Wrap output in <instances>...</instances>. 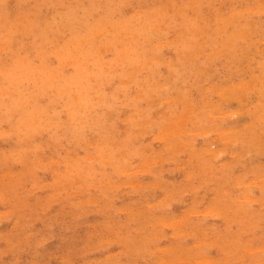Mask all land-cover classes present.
<instances>
[{"label": "rangeland", "instance_id": "374dc122", "mask_svg": "<svg viewBox=\"0 0 264 264\" xmlns=\"http://www.w3.org/2000/svg\"><path fill=\"white\" fill-rule=\"evenodd\" d=\"M55 1L57 2V0H0V58H8L0 62V264H160L157 262L159 260L161 264H180V262L181 264L190 262V264H264V205L261 206L262 203L264 204V103H262L264 102V2L260 0H195V2L194 0H139V2L138 0H58L59 3L64 4H57ZM140 2L141 4H138ZM257 4L259 8L263 6L261 10H258L257 6L252 8ZM66 5L67 7H64ZM223 5L225 10L222 8ZM157 6L158 10L155 9ZM117 10L118 12L115 13ZM200 10L202 11L199 12ZM155 11L160 12L155 13ZM246 11L250 13L249 17ZM142 13L145 16H142ZM86 14L88 15L85 16ZM182 15H184L183 19H181ZM230 15L233 17L231 21ZM204 20H206L205 24H203ZM249 21L253 22L250 24ZM83 23L85 25H82ZM56 27L59 30H56ZM53 28H56V31H53ZM60 28L65 34H62ZM143 28L144 31H141ZM230 28L233 30L231 31ZM253 28L257 31L254 32ZM77 29L79 34H74L78 32ZM214 29L219 31L215 33ZM70 30L72 33H69ZM94 30L98 31L95 33ZM239 30L243 31V37ZM202 32L206 34L200 36ZM238 35L240 36L237 37ZM92 36L96 39L94 37L91 39ZM41 37L43 40L40 39ZM147 39L151 40L147 43ZM80 42L81 49H79ZM156 42L161 44L156 46ZM164 42L167 44H164L165 47ZM229 42L231 45L228 44ZM122 43H125L124 46ZM75 46L78 47L77 50ZM131 46L133 47L130 48ZM125 48L128 55L124 52ZM210 48L216 49L212 54L216 52L219 54H210ZM217 48L220 50L217 51ZM229 48L231 50H228ZM91 50L95 51L92 53ZM181 53L183 57L180 56ZM40 54L43 56H39ZM190 57L192 59H188ZM17 59L22 60L23 64ZM93 59L96 61L94 62ZM25 64L27 66H24ZM189 65L193 66L189 67ZM27 70H31L32 74ZM47 73L51 75L49 78ZM74 78L78 82H75ZM10 80L16 86H11ZM124 81L129 82L123 83ZM248 83L251 85L249 86ZM124 84L127 86H122ZM210 85L211 89L207 87ZM231 85L236 87L232 88ZM225 87L231 92L224 91ZM243 87L247 89L243 90L245 89ZM220 89L221 91H218ZM39 91L43 94L41 95ZM228 93L241 97L236 98L235 95L233 97ZM22 96L26 98L23 99ZM27 98L30 102H27ZM157 100L160 102L157 103ZM26 102L36 105L28 104V106ZM147 102L152 103L149 105ZM42 106L43 110H41ZM259 113L262 115L256 118ZM179 125L180 131L186 128L189 130L187 134H185L186 130L182 131L183 133L178 132ZM236 128L239 129L235 130ZM161 129L165 132V135L162 134L164 137L161 135L163 132ZM165 130L169 132L166 134ZM222 132L226 134L222 135ZM230 144L233 146L231 147ZM207 149L209 150L204 151ZM220 151L224 152L221 154ZM239 151L241 153H238ZM242 155L245 158H240ZM219 162L224 163L219 164ZM128 170L130 172H127ZM203 180L204 182H201ZM254 197H257L256 200ZM208 208L210 215L207 214ZM204 209L206 212L201 213L200 211ZM194 210H198V214ZM186 213L190 215L187 216ZM202 218L204 220H201ZM168 219L177 221L178 225ZM160 220L163 224H160ZM171 225H175L174 228ZM172 259L175 261L173 262ZM208 259L213 260L207 261Z\"/></svg>", "mask_w": 264, "mask_h": 264}, {"label": "bare ground", "instance_id": "6f19581e", "mask_svg": "<svg viewBox=\"0 0 264 264\" xmlns=\"http://www.w3.org/2000/svg\"><path fill=\"white\" fill-rule=\"evenodd\" d=\"M45 1H47V0H45ZM79 1H80V0H79ZM97 1H98V0H97ZM124 1H125V0H124ZM146 1H147V0H146ZM146 1H144V2H146ZM154 1H155V0H154ZM164 1H165V0H164ZM164 1H163V2H164ZM173 1H174V0H173ZM189 1H190V0H189ZM229 1H230V0H229ZM245 1H246V0H245ZM43 2H44V1H43ZM55 2H56V1H55ZM99 2H100V1H99ZM99 2H98V3H99ZM115 2H116V1H115ZM138 2H139V0H138ZM166 2H167V1H166ZM185 2H186V1H185ZM194 2H195V0H194ZM197 2H199V1H197ZM223 2H224V1H223ZM260 2L263 3L264 0H263V1L260 0ZM260 2H259V5H260ZM56 3H57V4L59 3L58 0H57ZM56 3H55V4H56ZM60 3H61V2H60ZM60 3H59V4H60ZM62 3H63V2H62ZM62 3H61V4H62ZM83 3H84V2H83ZM110 3H111V2H110ZM127 3H128V1H127ZM127 3H125V4H127ZM170 3H172V2H170ZM176 3H177V1H176ZM235 3H236V2H235ZM45 4H46V3H45ZM52 4H53V3H52ZM52 4H51V5H52ZM63 4H64V3H63ZM93 4H94V3H93ZM108 4H109V3H108ZM108 4H107V5H108ZM122 4H124V2H123ZM138 4H141V2L138 3ZM164 4H165V3H164ZM177 4H178V3H177ZM193 4H194V3H193ZM200 4H201V3H200ZM208 4H209V3H208ZM208 4H206V6H208ZM221 4H222V3H220V5H221ZM46 5H47V4H46ZM51 5H50V6H51ZM111 5H112V4H111ZM113 5H114V4H113ZM158 5H159V4H158ZM171 5H172V4H171ZM198 5H199V4H198ZM236 5H237V4H236ZM53 6L55 7V5H53ZM56 6H57V5H56ZM101 6H102V5H101ZM101 6H99V7H101ZM159 6H160V9L163 10V8H161V5H159ZM223 6H224V5H223ZM223 6H222L223 10H225L226 8H225V6H224V7H223ZM228 6H229V5H228ZM244 6H245V5H244ZM255 6H257V8H259V7H258V4H257V5H254L252 8H254ZM263 6H264V3H263ZM263 6H262V7H263ZM64 7H67V5L64 6ZM97 7H98V5H97ZM182 7H183V6H182ZM217 7H218V6H217ZM220 7H221V6H220ZM232 7H233V5H232ZM246 7H247V6H246ZM262 7H261V8H262ZM88 8H89V7H88ZM88 8H87V9H88ZM92 8H93V7H92ZM101 8H102V7H101ZM112 8H113V7H112ZM120 8H121V7H120ZM151 8H152V7H151ZM151 8H150V9H151ZM192 8H193V7H192ZM198 8H200V7H198ZM224 8H225V9H224ZM241 8H243V6H242ZM249 8H250V6H249ZM249 8H245V10H247V9L249 10ZM252 8H250V9H252ZM261 8H259L258 10H261ZM93 9H94V8H93ZM105 9H106V8H105ZM124 9H125V8H124ZM155 9L158 10V9H159L158 6L155 7ZM183 9H184V8H183ZM194 9H195V8H194ZM220 9H221V8H220ZM48 10H49V9H48ZM53 10H54V9H53ZM60 10H62V9H60ZM72 10H73V9H72ZM84 10H86V9H84ZM84 10H83V11H84ZM108 10H109V9H108ZM118 10H120V9H118ZM118 10H117L115 13H117ZM135 10L137 11V9H135ZM138 10H139V9H138ZM146 10H147V9H146ZM151 10H152V9H151ZM151 10L148 9L147 11L150 12ZM162 10H161V11H162ZM172 10H173V9H172ZM191 10H192V9H191ZM216 10H217V9H216ZM234 10H235V8H234ZM262 10H263V9H262ZM64 11H65V10H64ZM86 11H88V10H86ZM89 11H90V10H89ZM97 11H98V10H97ZM147 11H146V12H147ZM168 11H169V10H168ZM170 11H171V10H170ZM175 11H176V10H175ZM177 11H178V8H177ZM177 11H176V12H177ZM193 11H194V10H193ZM195 11H196V10H195ZM201 11H202V10H200L199 12H201ZM220 11H221V10H220ZM228 11H229V10H228ZM251 11H253V10H251ZM251 11H249V12H251ZM263 11H264V10H263ZM58 12H59V11H58V9H57V13H58ZM60 12H61V11H60ZM91 12H92V11H91ZM110 12H111V11H110ZM142 12H143V11H142ZM149 12H148V13H149ZM156 12L158 13V12H160V11H155V13H156ZM163 12L165 13V11H163ZM163 12H161V13H163ZM172 12H173V11H172ZM176 12H175V13H176ZM185 12H186V11H185ZM187 12H188V11H187ZM218 12H219V10H218ZM231 12H232V11H231ZM246 12H247V16H248V14H250V13H248V11H246ZM246 12H245V13H246ZM53 13H54V12H53ZM53 13H52V14H53ZM69 13H70V12H69ZM75 13H76V12L74 11V14H75ZM85 13H86V12H84V14H85ZM108 13H109V12H108ZM111 13H112V12H111ZM143 13H144V12H143ZM143 13L141 14L142 16L144 15ZM153 13H154V12H153ZM167 13H168V12H167ZM195 13H196V12H195ZM195 13H194V14H195ZM234 13H236V12H234ZM237 13H239V12H237ZM237 13H236V14H237ZM243 13H244V11H243ZM254 13H255V12H254ZM38 14H39V13H38ZM54 14H56V13H54ZM106 14H107V11H106ZM109 14H110V13H109ZM135 14H136V13H135ZM149 14H150V13H149ZM181 14H182V13H181ZM183 14H184V13H183ZM190 14H191V13H190ZM218 14H219V13H218ZM218 14H217V15H218ZM232 14H233V13H232ZM232 14H231V15H232ZM240 14H242V13H240ZM251 14L253 15L252 12H251ZM259 14H260V13H259ZM87 15H88V14H86L85 16H87ZM112 15H113V14H112ZM150 15H151V14H150ZM150 15H148V16H150ZM168 15H169V14H168ZM222 15H224V14H222ZM222 15H220V16H222ZM231 15H230V16H231ZM238 15H239V14H238ZM238 15H237V16H238ZM242 15H243V14H242ZM244 15H245V14H244ZM69 16L71 17V15H69ZM105 16H106V15H105ZM108 16L110 17V15H108ZM144 16H145V15H144ZM171 16H172V15H171ZM183 16H184V15H182L181 19L184 18ZM186 16H187V15H186ZM186 16H185V17H186ZM220 16H219V17H220ZM227 16H228V14H227ZM237 16H236V18H237ZM36 17H37V16H36ZM45 17H46V16H45ZM53 17L55 18L56 16H53ZM72 17H73V16H72ZM72 17H71V18H72ZM83 17H84V16H83ZM116 17H117V16H116ZM116 17H115V18H116ZM131 17H132V16H131ZM164 17H165V16H164ZM177 17H178V16H177ZM191 17H192V16H191ZM196 17H197V16H196ZM212 17H213V16H212ZM219 17H218V18H219ZM231 17H232V16H231ZM231 17H230V21H231V19H233V17H232V18H231ZM239 17H241V15H240ZM242 17H244V16H242ZM248 17H249V16H248ZM248 17H246V18H248ZM118 18H119V17H118ZM169 18H170V17H169ZM186 18H187V17H186ZM215 18H216V17H215ZM215 18H214V19H215ZM224 18H225V17H223V19H224ZM251 18H252V17H251ZM42 19H43V18H42ZM44 19H46V18H44ZM50 19H51V18H50ZM75 19H77V18H75ZM75 19H74V20H75ZM98 19H99V18H98ZM116 19H117V18H116ZM188 19H189V17H188ZM203 19H204V18H203ZM242 19H243V18H242ZM242 19H241V20H242ZM0 20H1V19H0ZM12 20H13V19H12ZM37 20H38V19H37ZM48 20H49V19H48ZM61 20H62V19H61ZM64 20H65V17H64ZM71 20H72V19H71ZM74 20H73V21H74ZM102 20H103V19H101V21H102ZM118 20H119V19H118ZM125 20H126V19H125ZM127 20H128V19H127ZM130 20H131V18H130ZM133 20L135 21V19H133ZM136 20H137V17H136ZM171 20H172V18H171ZM196 20H197V19H196ZM201 20H202V19H201ZM227 20H228V18H227ZM235 20H236V19H235ZM38 21H40V20H38ZM53 21L55 22V20H53ZM66 21H67V19H66ZM91 21H92V20H91ZM91 21H90V22H91ZM103 21H104V20H103ZM121 21H122V20H121ZM121 21H120V22H121ZM134 21H131V22H134ZM150 21H153V20H150ZM189 21H190V20H189ZM199 21H200V20H199ZM199 21H198V22H199ZM205 21H206V20H204V23H203V24L206 23ZM215 21H216V20H215ZM215 21H214V22H215ZM217 21H218V20H217ZM230 21H228V22H230ZM236 21H237V20H236ZM95 22L97 23V20H96ZM124 22H125V21H124ZM124 22H122V23H123V24H127V23H128V22H126V23H124ZM131 22H130V23H131ZM179 22H180V21H179ZM181 22H183V20H182ZM181 22H180V23H181ZM211 22H212V21H211ZM218 22H219V21H218ZM244 22H245V21H244ZM252 22H253V21H252ZM252 22H251V23H252ZM254 22H255V21H254ZM41 23H42V21H41ZM47 23H50V22H47ZM51 23H52V22H51ZM110 23H111V22H110ZM110 23H108V24H110ZM137 23H138V22H137ZM151 23H153V22H151ZM164 23H165V20H164L163 24H164ZM194 23H195V22H194ZM196 23H197V22H196ZM215 23H216V22H215ZM222 23H223V21H222ZM222 23H221V24H222ZM232 23H233V21L230 23V25H231ZM239 23H240V21H239ZM245 23H246V22H245ZM248 23H250V21H249ZM251 23H250V24H251ZM45 24H46V22H45ZM45 24H44V25H45ZM86 24H88V23H86ZM89 24H90V23H89ZM120 24H121V23H120ZM123 24H122V25H123ZM163 24H161V26H162ZM186 24H187V22H186ZM191 24H192V22H191ZM197 24H198V23H197ZM201 24H202V23H201ZM201 24H200V25H201ZM234 24H235V21H234ZM243 24H244V23H243ZM36 25H37V24H36ZM40 25H41V24H40ZM44 25H43V26H44ZM80 25H81V24H80ZM80 25H78V26H80ZM82 25H85V24L83 23ZM102 25H103V24H102ZM155 25H156V24H155ZM219 25H220V22H219ZM252 25H253V24H252ZM100 26H101V25H100ZM100 26H99V27H100ZM105 26H106V25H105ZM108 26H110V25H108ZM116 26H117V24H116ZM119 26H120V25H119ZM119 26H118V27H119ZM123 26H124V25H123ZM130 26H131V25H130ZM149 26H150V25H149ZM180 26H182V25H180ZM221 26H222V25H221ZM226 26H227V24H226ZM248 26H249V24H248ZM2 27H3V26H2ZM99 27H98V28H99ZM103 27H104V26H103ZM103 27H102V28H103ZM111 27H112V25H111ZM113 27H115V26L113 25ZM126 27H127V26H126ZM162 27H164V29H165V26H162ZM173 27L175 28V26H173ZM183 27H184V26H183ZM189 27L191 28V26H189ZM193 27H194V26H193ZM196 27H197V26H196ZM219 27H220V26H219ZM228 27H229V26H228ZM233 27H234V26H233ZM233 27H232V28H233ZM251 27H254V26H251ZM251 27H250V28H251ZM256 27H257V26H256ZM26 28H27V27H26ZM29 28H30V27H29ZM29 28H28V29H29ZM33 28H34V26H33ZM40 28H41V27H40ZM50 28H51V27H50ZM56 28H57V27H56ZM56 28H55V29H56ZM87 28H89V25H88ZM146 28H147V27H146ZM146 28H145V29H146ZM174 28H173V29H174ZM197 28H198V27H197ZM197 28H194V29H197ZM201 28H202V26H201ZM223 28H225V27H223ZM232 28H230L231 31L233 30ZM250 28H249V29H250ZM28 29H27V30H28ZM31 29H32V28H31ZM31 29H30V30H31ZM55 29L53 28V31L59 30L58 28H57L56 30H55ZM95 29H97V28H95ZM104 29H105V27H104ZM114 29H115V28H114ZM114 29H113V30H114ZM122 29H124V28H122ZM155 29H156V28H155ZM157 29H158V28H157ZM182 29H183V28H182ZM182 29H181V30H182ZM205 29H206V28H205ZM205 29H204V30H205ZM226 29L229 30V28H227V27H226ZM226 29H225V30H226ZM46 30H47V29H46ZM60 30L62 31V34H63L64 31L62 30V28H60ZM72 30H73V29H72ZM80 30H81V29H80ZM85 30H87L86 27H85ZM105 30H106V29H105ZM108 30H109V29H108ZM108 30H107V31H108ZM115 30H118V28L115 29ZM115 30H114V32H115ZM120 30H121V29H120ZM120 30H118V31H120ZM128 30H129V29H128ZM150 30H151V29H150ZM201 30H202V29H201ZM204 30H203V31H204ZM210 30H211V29H210ZM214 30H215V29H214ZM217 30H218V29H217ZM217 30H215V33H217ZM245 30H247V29H245ZM252 30L254 31V28H253ZM61 31H59V32L61 33ZM77 31H78V29H77ZM89 31H91V29H89ZM94 31H95V30H94ZM97 31H98V30H97ZM97 31H95V33H96ZM110 31H111V28H110ZM118 31H117V32H118ZM141 31H144V28H143V30H141ZM155 31H156V30H155ZM167 31H168V29H167ZM182 31H183V30H182ZM189 31H190V30H188V32H189ZM199 31H200V30H199ZM205 31H206V30H205ZM218 31H219V30H218ZM222 31H223V30H222ZM239 31H240V30H239ZM239 31L236 32V33L238 34ZM247 31H248V30H247ZM255 31H257V30H255ZM255 31H254V32H255ZM33 32H34V29H33ZM37 32H38V31H36V33H37ZM70 32H71V30L69 31V33H70ZM111 32H113V31H111ZM117 32H116V34H117ZM152 32H153V31H152ZM156 32H157V31H156ZM172 32H173V31H172ZM185 32H186V31H185ZM197 32H198V31H197ZM212 32H213V31H212ZM220 32H221V31H220ZM241 32H242V33H241ZM244 32H246V31H244ZM248 32H249V31H248ZM248 32H246V33H248ZM250 32H251V31H250ZM34 33H35V32H34ZM42 33H44V32H42ZM45 33H46V32H45ZM47 33H48V30H47ZM47 33H46V34H47ZM53 33H54V32H53ZM66 33H67V32H66ZM71 33H72V32H71ZM100 33H101V31H100ZM105 33H106V32H105ZM125 33H126V32H125ZM145 33H146V32H145ZM148 33H149V32H148ZM150 33H151V32H150ZM175 33H176V32H175ZM181 33H182V32H181ZM199 33H200V32H199ZM218 33H219V32H218ZM226 33H227V31H226ZM232 33H233V32H232ZM240 33H241V36L243 37V35H242V34H243V31H240ZM246 33H245V34H246ZM2 34H3V33H2ZM29 34H30V31H29ZM46 34H45V35H46ZM64 34H65V33H64ZM74 34H79V31H78L77 33H74ZM91 34H92V32L90 33V35H91ZM127 34H128V33H127ZM130 34H131V32H130ZM139 34H140V32H139ZM159 34H161V33H159ZM170 34H171V33H170ZM182 34H183V33H182ZM189 34H190V33H189ZM195 34H196V33H195ZM195 34H194V35H195ZM200 34H201V33H200ZM203 34H206V33H205V32H202V35H200V36H204ZM248 34H249V33H248ZM18 35H19V34H18ZM30 35H31V34H30ZM37 35H38V33H37ZM57 35H59V34H57ZM60 35H61V34H60ZM60 35H59V36H60ZM90 35H89V36H90ZM96 35H97V34H96ZM133 35H135V34H133ZM133 35H132V36H133ZM147 35H148V34H147ZM155 35H156V34H155ZM178 35H179V34H178ZM215 35H216V34H215ZM222 35H223V34H222ZM35 36H36V35H35ZM35 36H34V37H35ZM74 36H75V35H74ZM76 36H77V35H76ZM78 36H79V35H78ZM81 36H82V35H81ZM98 36H100V35L98 34ZM98 36H97V37H98ZM104 36H105V34H104ZM159 36H160V35H159ZM159 36H157V37H159ZM175 36H176V35H175ZM182 36H183V35H182ZM197 36H198V35H197ZM216 36H217V35H216ZM218 36H219V34H218ZM239 36H240V35H238L237 37H239ZM246 36H247V34H246ZM246 36H244V37H246ZM8 37H9V36H8ZM16 37H19V36H16ZM16 37H14L15 40H16ZM23 37H24V36H23ZM61 37H63V36H61ZM86 37H87V36H86ZM93 37H94V36H92L91 39H93ZM105 37H106V36H105ZM109 37H111V35H110ZM126 37H127V36H126ZM126 37H125V38H126ZM153 37H155V36H153ZM189 37H190V36H189ZM189 37H188V38H189ZM229 37H231V36H229ZM234 37H235V34H234ZM14 38H13V40H14ZM25 38H26V37H25ZM27 38H28V36H27ZM27 38H26V39H27ZM35 38H36V37H35ZM37 38H38V37H37ZM83 38H84V37H83ZM100 38H102V37H100ZM135 38H136V37H135ZM143 38H144V36H143ZM151 38H152V37H151ZM179 38H181V37H179ZM193 38H194V37H193ZM193 38H192V39H193ZM197 38H198V37H197ZM225 38L227 39V37H225ZM232 38H233V34H232ZM232 38H231V39H232ZM246 38L248 39V37H246ZM40 39L43 40L42 37H41ZM53 39L55 40V38H53ZM56 39H57V42H59L57 36H56ZM59 39H60V38H59ZM94 39H96V38L94 37ZM102 39H103V38H102ZM116 39H118V37H116ZM132 39H134V38L132 37ZM172 39H174V37H173ZM185 39H186V36H185ZM192 39H191V40H192ZM202 39H203V38H202ZM202 39H201V40H202ZM238 39H239V38H238ZM13 40L11 39V41H13ZM18 40H20V39H18ZM24 40H25V39H24ZM28 40H29V39H28ZM35 40H36V39H35ZM60 40H61V39H60ZM66 40H67V39H66ZM73 40H74V37H73ZM77 40H78V39H77ZM88 40H89V39H88ZM136 40H137V39H136ZM142 40H144V39H142ZM148 40L150 41L151 39H147V43H148ZM170 40H171V39H170ZM177 40H178V39H177ZM194 40H195V39H194ZM197 40H198V39H197ZM207 40H208V39H207ZM233 40H234V39H233ZM236 40H237V39H236ZM263 40H264V39H263ZM20 41H21V40H20ZM22 41H23V38H22ZM50 41H51V40H50ZM78 41H81V40L79 39ZM93 41H94V40H93ZM119 41H120V40H119ZM133 41H134V40H133ZM137 41H138V40H137ZM140 41H141V40H140ZM140 41H139V42H140ZM203 41H204V40H203ZM203 41H201V42H203ZM227 41H228V39H227ZM251 41H252V40H251ZM256 41H257V40H256ZM258 41H259V40H258ZM261 41H262V40H261ZM37 42H38V41H37ZM62 42H63V41H62ZM81 42H83V40H82ZM81 42L79 43V44H80V46H79L80 48H79V49H81ZM87 42H88V41H87ZM121 42H122V41H121ZM172 42H174V40H173ZM204 42H205V41H204ZM206 42H207V41H206ZM224 42H226V40H225ZM231 42H232V41H231ZM235 42H236V41H235ZM252 42H253V41H252ZM263 42H264V41H263ZM8 43H9V42H8ZM18 43H19V41H18ZM18 43H17V44H18ZM22 43H23V42H22ZM55 43H56V42H55ZM72 43H73V42H72ZM72 43H70V44H72ZM74 43H75V42H74ZM89 43H90V41H89ZM91 43H92V42H91ZM93 43H94V42H93ZM107 43H108V42H107ZM107 43H106V44H107ZM115 43H116V42H115ZM115 43H114V44H115ZM133 43H134V42H133ZM135 43L137 44L136 41H135ZM153 43H154V42H153ZM175 43H176V42H175ZM177 43H178V42H177ZM192 43H193V42H192ZM232 43H233V42H232ZM255 43H256V42H255ZM9 44H10V43H9ZM30 44H31V43H30ZM75 44L77 45V43H75ZM75 44H73V45H75ZM84 44H85V43H84ZM119 44H120V42L118 43V45H119ZM124 44H125V43H122L123 46H124ZM157 44L160 45L161 42H160V44L156 42L155 45L158 46ZM164 44H166V42L163 43V46H164ZM168 44H170V43H168ZM196 44H197V43H196ZM201 44H203V43H201ZM204 44H205V43H204ZM228 44L231 45L230 42H229ZM228 44H227V45H228ZM235 44H237V43H235ZM235 44H234V45H235ZM10 45H11V44H10ZM56 45H57V43H56ZM82 45H83V44H82ZM91 45H93V44H91ZM91 45H90V46H91ZM108 45H109V44H108ZM122 45H121V47L123 48ZM130 45H131V44H130ZM142 45H143V44H142ZM142 45H141V46H142ZM155 45H154V46H155ZM166 45H167V44H166ZM177 45H179V43H178ZM186 45H188V43H186ZM234 45H233V46H234ZM5 46H6V45H5ZM21 46H22V45H21ZM38 46H39V45H38ZM67 46H68V45H66V47H67ZM84 46L86 47V45H84ZM87 46H89V45H87ZM101 46H102V45H101ZM134 46H136V45H134ZM174 46H175V45H174ZM204 46H205V45H204ZM233 46H232V47H233ZM235 46H236V45H235ZM22 47H23V46H22ZM22 47H21L20 49H22ZM30 47H31V46H30ZM30 47H29V48H30ZM41 47H42V46H41ZM73 47H74V46H73ZM75 47H76V46H75ZM115 47H116V46H115ZM132 47H133V46H131L130 48H132ZM150 47H151V46H150ZM164 47H165V46H164ZM166 47H168V46H166ZM177 47H178V46H177ZM189 47H191V45H190ZM228 47H229V46H228ZM32 48H33V47H32ZM34 48H35V47H34ZM44 48H46V47H44ZM70 48H72V47H70ZM77 48H78V47H76V50H77ZM105 48H106V47H105ZM108 48H109V47H108ZM108 48H107V49H108ZM110 48H111V46H110ZM117 48H118V47H117ZM126 48H127V47H126ZM126 48L124 49V52L126 51ZM137 48H138V46H137ZM156 48H157V47H156ZM158 48H161V47H158ZM178 48H179V47H178ZM200 48H201V47H200ZM230 48H231V46H230ZM230 48H229L228 50H231ZM233 48H234V47H233ZM237 48H238V46H237ZM240 48H241V47H240ZM260 48H261V47H260ZM13 49L15 50V47H13ZM13 49H12V52H13ZM82 49H83V48H82ZM86 49H87V48H86ZM96 49H98V48H96ZM101 49H102V48H101ZM103 49H104V47H103ZM133 49H134V48H133ZM138 49H140V47H139ZM143 49H144V48H143ZM153 49H154V47H153ZM202 49H203V48H202ZM202 49H201V50H202ZM217 49H218V48H217ZM16 50H18V49L16 48ZM28 50H29V49H28ZM32 50H33V49H32ZM110 50H111V49H110ZM127 50H128V48H127ZM129 50H130V49H129ZM135 50H136V49H135ZM149 50H151V49H149ZM155 50H158V49H155ZM181 50H182V49H181ZM181 50H180V52H181ZM208 50H209V49H208ZM210 50H211V48H210ZM215 50H216V49H215ZM215 50L212 49L211 52H210V54H212V51L214 52ZM219 50H220V49H218L217 51H219ZM228 50H227V51H228ZM233 50H234V49H233ZM238 50H239V49H238ZM260 50H262V49H260ZM33 51H34V50H33ZM33 51H32V52H33ZM85 51H86V50H85ZM91 51H92V50H91ZM94 51H95V50H93L92 53H93ZM112 51H113V50H112ZM116 51H117V50H116ZM147 51H148V50H147ZM16 52H17V51H16ZM19 52H20V51H19ZM28 52H29V51H28ZM30 52H31V51H30ZM44 52H46V51H44ZM63 52H64V51H63ZM80 52H82V50H81ZM105 52H106V51H105ZM105 52H104V53H105ZM108 52H109V51H108ZM108 52H107V53H108ZM124 52H123V53H124ZM197 52H198V51H197ZM197 52H196V53H197ZM204 52H205V51H204ZM206 52H207V51H206ZM208 52H209V51H208ZM222 52H223V51H222ZM222 52H221V53H222ZM231 52H232V51H231ZM231 52H229V53H231ZM262 52H263V50H262ZM262 52H261V54H262ZM40 53H41V52H40ZM52 53H53V52H52ZM64 53H65V52H64ZM98 53H99V51H97V54H98ZM127 53H128V51L125 52V54H127ZM132 53H133V52H132ZM150 53H151V52H150ZM183 53L185 54V52H183ZM189 53H190V52H189ZM191 53H192V52H191ZM200 53H201V52H200ZM232 53H233V52H232ZM245 53H246V52H245ZM58 54H59V53H58ZM97 54H95V55H97ZM111 54H112V53H111ZM125 54H124V55H125ZM134 54H135V53H134ZM134 54H133V55H134ZM137 54H138V53H137ZM144 54H145V53H144ZM207 54H209V53H207ZM218 54H219V53H218ZM218 54H217V52H216V54H212V55H218ZM251 54H252V53H250V55H251ZM28 55H29V54H28ZM53 55H54V54H53ZM98 55H99V54H98ZM121 55H122V53H121ZM127 55H128V54H127ZM190 55H191V54H190ZM241 55H242V54H241ZM246 55H247V54H246ZM5 56H6V55H5ZM39 56L42 57L43 55L40 54ZM44 56H45V55H44ZM46 56H47V55H46ZM85 56H86V55H85ZM93 56H94V55H93ZM131 56H132V55H131ZM137 56H141V55H137ZM180 56H182V53H181ZM183 56H184V55H183ZM183 56H182V57H183ZM188 56H189V54H188ZM193 56H194V53H193V55H192V58H193ZM196 56H197V54H196ZM208 56H209V55H208ZM2 57H3V56H2ZM25 57L27 58V56H25ZM50 57H52V56H50ZM118 57H119V56H118ZM132 57H134V56H132ZM154 57H155V56H154ZM158 57H159V56H158ZM213 57H214V56H213ZM33 58H34V57H33ZM90 58H91V57H89V60H90ZM95 58H96V56H95ZM98 58H99V57H98ZM116 58H117V57H116ZM123 58H124V57H123ZM130 58H131V57H130ZM140 58H141V57H140ZM151 58H153V57H151ZM192 58L190 57V58H188V59H192ZM194 58H195V57H194ZM245 58H246V57H245ZM249 58H250V57H249ZM34 59H35V58H34ZM117 59H118V58H117ZM133 59H134V58H133ZM154 59H155V58H154ZM159 59H160V57H159ZM186 59H187V58H186ZM205 59H206V58H205ZM210 59H211V58H210ZM242 59H243V58H242ZM38 60H40V59H38ZM84 60H85V59H84ZM86 60H87V59H86ZM89 60H87V61H89ZM93 60H94V59H93ZM121 60H122V59H121ZM146 60H147V59H146ZM169 60H170V59H169ZM11 61H12V60H11ZM17 61H21V62H22V60H18V59H17ZM87 61H86L85 63H87ZM95 61H96V60H94V62H95ZM97 61H98V60H97ZM103 61H104V60H103ZM136 61H137V60H136ZM148 61H149V58H148ZM170 61H171V60H170ZM179 61H180V60H179ZM191 61H192V60H191ZM191 61H190V62H191ZM212 61H214V60H212ZM212 61H211V62H212ZM28 62H29V61H28ZM90 62H91V60H90ZM144 62H145V61H144ZM151 62H152V61H150V63H151ZM159 62H160V61H159ZM159 62H158V63H159ZM214 62H215V61H214ZM260 62H262V61H260ZM263 62H264V61H263ZM1 63H2V62H1ZM25 63H26V62H25ZM30 63H31V62H30ZM35 63H36V62H35ZM35 63H34V65H35ZM79 63H80V62H79ZM83 63H84V62H83ZM116 63H117V62H116ZM118 63H121V62H118ZM123 63H124V60H123ZM148 63H149V62H148ZM148 63H147V64H148ZM169 63H170L169 65L172 66L171 62H169ZM177 63H178V62H177ZM177 63H176V64H177ZM11 64H12V63H11ZM14 64H15V63H14ZM22 64H23V62H22ZM22 64H21V65H22ZM27 64H28V63H27ZM76 64H78V63L76 62ZM76 64H75V65H76ZM92 64H93V62L91 63V65H92ZM99 64H100V63H99ZM99 64H98V65H99ZM102 64H103V63H102ZM131 64H132V63H131ZM173 64H174V63H173ZM187 64H188V63H187ZM208 64H209V63H208ZM228 64H229V63H228ZM16 65H17V64H16ZM82 65H83V64H82ZM84 65H85V64H84ZM87 65H88V64H87ZM89 65H90V64H89ZM114 65H115V63H114ZM122 65H123V64H122ZM150 65H151V64H150ZM233 65H234V64H233ZM245 65H246V64H245ZM24 66H27V65L25 64ZM29 66H31V65H29ZM29 66H28V67H29ZM36 66H38V65H36ZM39 66H40V61H39ZM77 66L79 67V65H77ZM95 66H96V64H95ZM148 66H149V65H148ZM159 66H160V65H159ZM167 66H168V62H167ZM190 66H193V65H189V67H190ZM33 67H34V66H33ZM75 67H76V66H75ZM99 67H101V65H100ZM122 67H123V66H122ZM145 67H146V66H145ZM245 67H246V66H245ZM245 67H244V70H246ZM30 68H32V67H30ZM34 68H35V67H34ZM36 68H37V70H39L38 67H36ZM44 68H45V67H44ZM117 68H118V67H117ZM117 68H116V70H117ZM205 68H206V67H205ZM212 68H213V67H212ZM242 68H243V67H242ZM5 69H6V68H5ZM25 69H27V68H25ZM28 69H29V68H28ZM45 69H46V68H45ZM45 69H44V70H45ZM135 69H136V68H135ZM158 69H159V68H158ZM201 69H202V68H201ZM203 69H204V68H203ZM13 70H14V69H13ZM31 70H32V69H31ZM31 70H30V71H31ZM41 70H42V68H41ZM41 70H40V71H41ZM100 70H101V69H100ZM114 70H115V69H113V71H114ZM138 70L141 71L142 69H138ZM195 70H196V69H195ZM198 70H199V68H197V72H199ZM204 70H206V69H204ZM251 70H252V69H251ZM17 71H18V70H17ZM19 71H20V70H19ZM27 71H29V70H27ZM27 71H26V72H27ZM30 71H29V72H30ZM47 71H48V70H47ZM95 71H96V69H95ZM129 71H131V70H129ZM139 71H137V72L139 73ZM183 71H184V70H183ZM201 71H203V70H201ZM1 72H2V71H1ZM11 72H12V70H11ZM24 72H25V71H24ZM33 72H34V69H33ZM43 72H44V71H43ZM89 72H90V71H89ZM91 72H93V71H91ZM96 72H97V71H96ZM137 72H134V73L137 74ZM216 72H217V71H216ZM3 73H4V72H3ZM30 73L32 74V72H30ZM38 73H40V72H38ZM99 73H100V72H99ZM149 73H150V72H149ZM149 73H148L147 75H149ZM179 73H180V72H179ZM15 74H16V73H15ZM45 74H46V72L44 73V75H45ZM47 74H48V73H47ZM96 74H97V73H96ZM121 74H122V73H121ZM121 74H120V75H121ZM132 74H133V73H132ZM136 74H135V75H136ZM173 74H174V73H173ZM205 74H207V73H205ZM27 75H29V74H27ZM75 75H76V74H75ZM77 75H78V74H77ZM89 75H90V74H89ZM124 75H125V74H124ZM133 75H134V74H133ZM155 75H156V74H155ZM155 75H154V76H155ZM157 75H158V74H157ZM182 75H183V74H182ZM203 75H204V74H203ZM19 76H20V75H19ZM50 76H51V75H50ZM50 76H49V74H48V78H49ZM98 76H99V75H98ZM101 76H102V75H101ZM101 76H100V77H101ZM131 76H132V75H131ZM151 76H152V75H151ZM171 76H173V75H171ZM260 76H261V75H260ZM262 76H263V75H262ZM7 77H8V76H7ZM16 77H17V76H16ZM95 77H96V76H95ZM134 77H135V76H134ZM252 77H254V76H252ZM255 77H256V76H255ZM255 77H254V78H255ZM257 77H258V76H257ZM263 77H264V76H263ZM14 78H15V77H14ZM18 78H19V77H17V79H18ZM20 78L22 79V77H20ZM43 78H46V77H43ZM77 78H78V77H77ZM258 78H260V77H258ZM11 79H12V76H11ZM15 79H16V78H15ZM17 79H16V80H17ZM29 79H30V78H29ZM40 79L42 80L41 77H40ZM53 79H54V78H53ZM71 79H72V78H71ZM71 79H70V80H71ZM131 79H132V78H131ZM137 79H139V78H137ZM148 79H150V77H149ZM148 79H146V80L148 81ZM202 79H204V78H202ZM210 79H211V78H210ZM212 79H213V78H212ZM251 79H252V78H251ZM256 79H257V78H256ZM256 79H254V80H256ZM18 80H19V79H18ZM32 80H33V79H32ZM34 80H35V79H34ZM49 80H50V79H49ZM68 80H69V79H68ZM74 80H75V82H78V81H76L75 78H74ZM74 80H73L72 82H73L74 85H75ZM114 80H115V79H114ZM133 80H135V79H133ZM146 80L144 79V81H146ZM258 80H259V79H258ZM258 80H257V81H258ZM8 81H9V80H8ZM26 81H27V80H26ZM45 81H46V80H45ZM129 81H130V80H129ZM129 81H126V82L124 81L123 83H127V82H129ZM169 81H170V80H169ZM200 81H201V79H200ZM226 81H227V80H226ZM246 81H247V80H246ZM248 81H250V80H248ZM10 82L12 83V80H10ZM13 82H14V81H13ZM15 82H16V81H15ZM48 82H49V81H48ZM50 82H51V81H50ZM50 82H49V83H50ZM72 82H71V83H72ZM243 82H245V81L243 80ZM8 83H9V82H8ZM11 83H10V85H11ZM22 83H23V82H22ZM26 83H27V82H26ZM39 83H40V82H38V84H39ZM41 83H42V82H41ZM43 83H44V82H43ZM45 83H46V82H45ZM69 83H70V82H69ZM119 83H120V82H119ZM140 83H141V82H140ZM140 83H138V84H140ZM153 83H154V82H153ZM155 83H156V82H155ZM223 83H224V82H223ZM235 83L237 84L238 81L235 82ZM249 83H250V82H249ZM249 83H248V85H249ZM251 83H252V82H251ZM258 83H259V81H258ZM18 84H19V82H18ZM20 84H21V83H20ZM77 84H78V83H77ZM142 84H143V83H142ZM161 84H162V82H161ZM245 84H247V83L245 82ZM263 84H264V82H263ZM13 85H14V84L12 83L11 86H13ZM125 85H126V84H124V85H122V86H125ZM128 85H130V83H129ZM133 85H134V84H133ZM158 85H159V84H158ZM163 85H164V84H163ZM250 85H251V84H250ZM250 85H249V86H250ZM14 86H16V85H14ZM18 86H19V85H18ZM39 86H40V85H39ZM62 86H63V85H62ZM96 86H97V85H96ZM100 86H101V85H100ZM103 86H104V85H103ZM126 86H127V85H126ZM231 86H232V88L234 87L233 85H231ZM49 87H50V86H49ZM205 87H206V86H205ZM207 87L211 89V85H210V87H209V86H207ZM221 87H222V86H221ZM221 87H220V88H221ZM226 87H227V86H226ZM226 87H225V88H226ZM229 87H230V86H228V89H229ZM235 87H236V85H235ZM235 87H234V88H235ZM240 87H241V86H240ZM240 87H239V89H242V88H240ZM23 88H24V86H23ZM26 88H27V87H26ZM39 88H40V87H39ZM41 88H42V87H41ZM119 88H120V86H119ZM149 88H150V87H149ZM154 88H155V87H154ZM154 88H153V89H154ZM163 88H164V86H163ZM214 88H215V87H214ZM214 88H212V89H214ZM237 88H238V87H237ZM243 88H245V87H243ZM7 89H9V88H7ZM20 89H22V87H20ZM37 89H38V88H37ZM70 89H71V88H70ZM138 89H140V88H138ZM188 89H189V88H188ZM221 89H222V88H221ZM221 89L218 90V91H221ZM246 89H247V88H245V89H243V90H246ZM13 90H14V89H13ZM23 90H24V89H23ZM25 90H26V89H25ZM25 90H24V91H25ZM74 90H75V89H74ZM77 90H79V89H77ZM150 90H151V89H150ZM205 90H209V89L205 88ZM59 91H61V90H59ZM64 91H65V90H64ZM68 91H69V89H68ZM68 91H67V93H68ZM136 91H137V90H136ZM142 91H143V90H142ZM224 91H227V88H226V90H224ZM228 91H229V90H228ZM228 91H227V92H228ZM233 91H234V90H233ZM239 91H240V90H239ZM7 92H8V91H7ZM7 92H6V93H7ZM39 92H40V91H39ZM39 92H38V93H39ZM49 92H50V91L48 90V93H49ZM187 92H188V91H187ZM222 92H223V91H222ZM227 92H226V93H227ZM229 92H231V91H229ZM35 93H36V92H35ZM40 93H41V95L43 94V92H40ZM61 93H62V92H61ZM61 93H60V95H61ZM137 93H139V92H137ZM2 94H3V93H2ZM4 94H5V91H4ZM4 94H3V95H4ZM69 94L71 95L72 93H69ZM102 94H103V93H102ZM116 94H117V92H116ZM220 94H221V93H220ZM228 94H229V95H232L233 97H234V95H235V94L233 95V94H230V93H228ZM242 94H243V93H242ZM262 94H263V93H262ZM11 95H12V94H11ZM19 95H20V94H19ZM21 95H22V93H21ZM37 95H38V94H37ZM37 95H36V96H37ZM41 95H40V96H41ZM75 95H76V94H75ZM103 95L105 96V94H103ZM0 96H1V95H0ZM9 96H10V95H9ZM12 96H13V95H12ZM36 96H35V98H36ZM67 96H68V95H67ZM67 96H66V97H67ZM173 96H174V95H173ZM226 96H227V95H226ZM232 96H229V97H232ZM235 96H236V98H237V97H239L240 95H239V96H238V95H235ZM10 97H11V96H10ZM15 97H16V96H15ZM22 97H23V96H22ZM30 97H31V94H30ZM30 97L28 96V98H30ZM32 97H34V96L32 95ZM56 97H58V96H56ZM61 97H62V96H61ZM68 97H71V96H68ZM76 97H77V96H76ZM211 97H212V96H211ZM222 97H223V96H222ZM227 97H228V96H227ZM227 97H226V98H227ZM233 97H232V98H233ZM240 97H241V96H240ZM244 97H245V95H244ZM17 98H18V97H17ZM25 98H26V97H23V99H25ZM28 98H27V100H28L27 102H30V100H29ZM39 98H40V97H39ZM118 98H119V97H118ZM118 98L116 97V99H118ZM166 98H167V97H166ZM181 98H182V97H181ZM223 98H225V96H224ZM30 99H31V98H30ZM32 99H33V98H32ZM66 99H67V98H66ZM77 99H78V98H77ZM147 99H148V98H147ZM154 99H155V98H154ZM169 99H170V97H169ZM171 99H172V96H171ZM175 99H176V97H175ZM243 99H244V98H243ZM33 100H34V99H33ZM53 100H54V98H53ZM93 100H94V99H93ZM93 100H92V101H93ZM151 100H152V98H151ZM151 100H150V101H151ZM165 100H167V99H165ZM234 100H235V98H234ZM239 100H241V99H239ZM239 100H238V101H239ZM244 100H246V99H244ZM19 101H20V100H19ZM152 101H154V100H152ZM160 101H162V99H161ZM160 101L157 100V103L160 102ZM179 101H180V100H179ZM214 101H215V100H214ZM216 101H217V100H216ZM242 101H243V100H242ZM27 102H26V103H27ZM32 102H34V101H32ZM35 102H36V100H35ZM88 102H89V101H88ZM90 102H91V101H90ZM189 102H190V101H189ZM211 102H212V101H211ZM26 103H25V104H26ZM94 103H95V102H94ZM147 103H149V105H150V103H152V102H147ZM147 103H146V104H147ZM154 103H155V102H154ZM154 103H153V104H154ZM262 103H264V102H262ZM15 104H16V103H15ZM20 104H21V103H20ZM22 104L24 105L23 102H22ZM22 104H21V105H22ZM28 104H30V103H27V105H28ZM32 104H34V103H32ZM32 104H30V106H31ZM71 104H72V101H71ZM160 104H161V103H160ZM34 105H36V104H34ZM147 105H148V104H147ZM173 105H174V104H173ZM194 105H195V104H194ZM205 105H206V103H205ZM208 105L210 106V104H208ZM211 105H212V104H211ZM28 106H29V105H28ZM28 106H26V107H28ZM49 106H50V105H49ZM73 106H74V105H73ZM97 106H98V105H97ZM23 107H24V106H23ZM45 107H47V106H45ZM52 107H53V106H52ZM166 107H167V106H166ZM171 107H172V106H171ZM187 107H189V105H188ZM260 107H262V106H260ZM16 108L18 109V107H16ZM20 108H21V107H20ZM29 108H30V107H29ZM31 108H32V107H31ZM33 108H34V106H33ZM54 108H55V107H54ZM95 108H96V107H95ZM14 109H15V108H14ZM17 109H16V110H17ZM47 109H48V108H47ZM74 109H75V108H74ZM74 109H73V110H74ZM185 109H186V108H185ZM187 109H188V108H187ZM258 109H259V108H258ZM258 109H257V111H258ZM18 110H19V109H18ZM41 110H43V106L41 107ZM109 110H110V108H109ZM238 110H239V109H238ZM242 110H243V109H242ZM263 110H264V109H263ZM29 111H30V109H29ZM31 111H32V110H31ZM45 111H46V110H45ZM151 111H152V109H150V112H151ZM245 111H248V110H245ZM245 111H242V112H245ZM9 112H10V111H9ZM15 112H16V111H15ZM26 112H27V111H26ZM34 112H35V111H34ZM42 112H44V111H42ZM92 112H93V111H92ZM92 112H91V114H92ZM163 112H164V111H163ZM250 112H251V111H250ZM23 113H24V112H22V114H23ZM31 113H32V112H31ZM236 113L238 114V112H236ZM25 114H26V113H25ZM34 114H35V113H34ZM39 114H40V113H39ZM51 114H52V113H51ZM79 114H81V113H79ZM183 114H184V113H183ZM219 114H220V113H219ZM219 114H218V115H219ZM232 114H233V113H232ZM259 114H260V113H259ZM43 115H44V114H43ZM43 115H42V116H43ZM49 115H50V114H49ZM54 115H55V114H54ZM159 115H160V114H159ZM164 115H165V114H164ZM166 115H167V113H166ZM166 115H165V116H166ZM179 115H180V113H179ZM181 115H182V114H181ZM185 115H187V114H185ZM211 115H212V114H211ZM222 115H223V114H222ZM227 115H228V114H227ZM235 115H236V114H235ZM261 115H262V114H260V115L257 114L255 117H256V118H257V117L260 118ZM36 116H38V114H36ZM174 116H175V115H174ZM183 116H184V115H183ZM187 116H188V115H187ZM190 116H191V115H190ZM212 116H213V115H212ZM223 116H224V115H223ZM230 116H232V115H230ZM48 117H49V116H48ZM166 117H167V116H166ZM228 117H229V116H228ZM228 117H227V118H228ZM1 118H2V117H1ZM5 118H6V117H5ZM76 118H77V117H76ZM175 118H176V117H175ZM223 118H225V116H224ZM49 119H50V117H49ZM53 119H55V118L53 117ZM84 119H85V118H84ZM182 119L185 120L186 118H183V117H182ZM4 120H5V119H4ZM134 120H135V119H134ZM215 120H216V119H215ZM255 120H256V119H255ZM255 120H253V121H255ZM262 120H263V119H262ZM25 121H26V120H25ZM25 121H24V122H25ZM85 121H86V119H85ZM130 121H131V120H130ZM172 121H173V120H172ZM174 121H176V120L174 119ZM174 121H173V122H174ZM22 122H23V121H22ZM169 122H171V120H169ZM169 122H168V123H169ZM187 122H189V121H187ZM4 123H5V122H4ZM17 123H18V122H17ZM37 123H38V122H37ZM182 123H183V122H182ZM184 123H185V121H184ZM251 123H252V121H251ZM251 123H249V124L251 125ZM253 123H254V122H253ZM263 123H264V122H263ZM263 123H261V124H263ZM170 124H171V123H170ZM170 124H168V126H170ZM174 124H175V123H174ZM174 124H173V126H174ZM216 124H219V123H216ZM244 124H245V123H244ZM49 125H50V124H49ZM95 125H97V124H95ZM166 125H167V124H166ZM255 125H256V124H255ZM97 126H98V125H97ZM97 126H96V127H97ZM198 126H199V125H198ZM244 126H245V125H244ZM261 126H262V125H261ZM142 127H143V126H142ZM175 127H177V126H175ZM196 127H197V126H196ZM213 127H214V126H213ZM216 127H217V126H216ZM245 127H246V126H245ZM252 127H254V126H252ZM61 128H62V127H61ZM167 128H168V127H167ZM191 128H192V127H191ZM239 128H241V127H239ZM239 128H236L235 130H237V129H239ZM242 128H244V127H242ZM67 129H68V128H67ZM169 129L172 130L173 128L169 127ZM169 129H168V130H169ZM177 129H178V132H179V131H180V130H179V129H180V125H179V127H178ZM186 129H187V128H186ZM186 129H183L182 131L184 132V130H186ZM215 129H216V128H215ZM227 129H230V128H227ZM227 129H225V130H227ZM232 129H233V128H232ZM232 129H231V131H233ZM255 129H256V128H255ZM196 130H197V129H196ZM213 130H214V129H213ZM219 130H221V129H219ZM223 130H224V129H223ZM235 130H234V131H235ZM252 130H253V129H252ZM263 130H264V129H263ZM161 131H163V130L161 129ZM165 131H166V130H165ZM174 131H175V129H174ZM182 131H180V133H183ZM187 131H189V130H186V133H185V134H187ZM190 131H191V130H190ZM200 131H201V130H200ZM204 131H206V130H204ZM211 131H212V130H211ZM231 131H229V132H231ZM243 131H244V130H243ZM250 131H251V130H250ZM42 132H43V131H42ZM163 132H164V131H163ZM163 132L161 133V135H162V134L165 135V132H164V133H163ZM167 132H169V131H166V134H167ZM170 132H171V131H170ZM225 132H226V131H225ZM225 132H224V134H226ZM241 132H242V131H241ZM260 132H261V131H260ZM2 133H4V132H2ZM36 133H37V132H36ZM188 133L191 134L190 132H188ZM192 133H197V132H193V131H192ZM202 133H203V132H202ZM215 133H216V131H215ZM220 133H221V132H219V134H220ZM246 133H248V132H246ZM249 133H251V132H249ZM22 134H23V133H22ZM24 134H25V133H24ZM42 134H43V133H42ZM57 134H58V133H57ZM168 134H169V133H168ZM209 134H210V133H209ZM224 134H223V132H222V135H224ZM254 134H255V133H254ZM19 135H20V134H19ZM68 135H69V134H68ZM158 135H160V134H158ZM182 135H183V134H182ZM220 135H221V134H220ZM220 135H219V136H220ZM238 135H239V134H238ZM22 136H23V135H22ZM32 136H33V135H32ZM61 136H62V135H61ZM156 136H157V134H156ZM162 136H163V135H162ZM162 136H160V137H162ZM207 136H208V135H207ZM233 136H235V135H233ZM233 136H232V137H233ZM255 136H257V135H255ZM34 137H35V136H34ZM36 137H37V136H36ZM41 137H42V136H41ZM154 137H155V136H154ZM163 137H164V136H163ZM168 137H170V136H168ZM171 137H172V133H171ZM171 137H170V138H171ZM176 137H177V136H176ZM193 137H195V134H194ZM197 137H198V136H197ZM215 137H216V136H215ZM260 137H261V135H260ZM7 138H8V137H7ZM9 138H10V137H9ZM26 138H27V137H26ZM216 138H217V137H216ZM228 138H230V137H228ZM255 138H256V137H255ZM255 138H254V139H255ZM261 138H262V137H261ZM22 139H23V137H22ZM140 139H141V138H140ZM163 139H165V138H163ZM219 139H221V137H220ZM225 139H226V138H225ZM234 139H235V138H234ZM252 139H253V138H252ZM259 139H260V138H259ZM30 140H31V139H30ZM153 140H154V139H152V141H153ZM157 140H159V139H157ZM214 140H215V139H214ZM216 140H217V139H216ZM223 140H224V139H223ZM230 140H232V138H231ZM245 140H246V139H245ZM55 141H56V140H55ZM60 141H61V140H60ZM12 142H13V141H12ZM162 142H163V141H162ZM171 142H172V141H171ZM177 142H178V141H177ZM226 142H227V140H226ZM251 142H252V141H251ZM17 143H18V142H17ZM163 143H164V142H163ZM166 143H167V142H166ZM262 143H263V142H262ZM243 144H244V142H243ZM250 144H251V143H250ZM20 145H22V144H20ZM252 145H253V144H252ZM7 146H8V145H7ZM7 146H5V147H7ZM224 146H225V145H224ZM228 146H229V145H228ZM230 146H231V144H230ZM232 146H233V145H232ZM232 146H231V147H232ZM257 146H258V145H257ZM15 147H16V146H15ZM26 147H27V146H26ZM262 147H263V146H262ZM50 148H51V147H50ZM53 148H54V147H53ZM189 148H190V147H189ZM191 148H192V147H191ZM199 148H200V147H199ZM220 148H221V147H220ZM223 148H224V147H223ZM223 148H222V149H223ZM10 149H11V148H10ZM56 149H57V148H56ZM177 149H178V148H177ZM7 150H8V148H7ZM190 150H191V149H190ZM208 150H209V149L204 150V151H208ZM2 151H3V150H2ZM55 151H56V150H55ZM72 151H73V150H72ZM167 151H168V150H167ZM179 151H180V149H179ZM191 151H192V150H191ZM210 151H213V150L210 149ZM224 151H225V150H224ZM224 151H220L221 154H222V152H224ZM257 151H258V150H257ZM3 152H4V151H3ZM216 152H217V151H216ZM6 153H7V152H6ZM6 153H5V154H6ZM48 153H49V152H48ZM206 153H207V152H206ZM233 153H234V152H233ZM238 153H241V152L239 151ZM1 154H2V153H1ZM29 154H30V153H29ZM50 154H51V153H50ZM229 154H230V153H229ZM231 154H232V153H231ZM239 155H240V154H239ZM243 155L245 156V155H247V154H243ZM243 155H242V157H240V158H245V157H243ZM248 155H249V152H248ZM7 156H8V154H7ZM71 156H72V155H71ZM73 156H74V155H73ZM20 157H22V156H20ZM39 157H41V156H39ZM211 157H212V156H211ZM215 157H217V156H215ZM218 157H219V154H218ZM218 157H217V158H218ZM163 158H164V157H163ZM19 159H20V158H19ZM152 159H153V158H152ZM172 159H173V158H172ZM157 160H158V159H157ZM165 160H168V159H165ZM175 160H176V159H175ZM212 160H213V159H212ZM30 161H31V160H30ZM153 161H156V160H153ZM168 161H169V160H168ZM209 161H210V160H209ZM36 162H37V161H36ZM235 162H237V161L235 160ZM221 163H222V162H221ZM221 163L219 162V164H221ZM223 163H224V162H223ZM223 163H222V164H223ZM143 164H145V163H143ZM148 164H149V162H148ZM213 164H214V163H213ZM225 164H226V163H225ZM244 164H245V163H244ZM56 165H57V164H56ZM150 165H151V164H150ZM233 165H234V164H233ZM256 165H257V164H256ZM185 166H186V165H185ZM230 166H231V164H230ZM258 166H259V165H258ZM155 167H156V166H155ZM181 167H182V166H181ZM226 167H227V166H226ZM144 168H145V167H144ZM144 168H143V169H144ZM160 168H161V167H160ZM164 168H165V167H164ZM45 169H46V168H45ZM135 169H136V168H135ZM162 169H163V168H162ZM230 169H231V168H230ZM230 169H229V171H230ZM1 170H2V169H1ZM146 170H147V169H146ZM146 170H145V171H146ZM150 170H151V169H150ZM61 171H62V170H61ZM155 171H156V170H155ZM227 171H228V169H227ZM54 172H55V171H54ZM127 172H130V171L128 170ZM131 172H132V171H131ZM148 172H149V171H148ZM51 173H53V172H51ZM103 173H104V172H103ZM122 173H123V172H122ZM222 173H223V172H222ZM43 174H44V173H43ZM55 174H56V173H55ZM224 174H226V173L224 172ZM188 175H189V174H188ZM5 176H6V175H5ZM52 176H53V175H52ZM189 176H191V175H189ZM189 176H188V177H189ZM227 176H228V175H227ZM237 176H240V175H237ZM55 177H56V176H55ZM216 177H217V176H216ZM241 177H242V176H241ZM4 178H5V177H4ZM108 178H109V177H108ZM226 178H227V177H226ZM109 179H110V178H109ZM167 179H168V178H167ZM211 179H212V178H211ZM228 180H229V179H228ZM239 180H240V179H239ZM32 181H33V180H32ZM154 181H155V180H154ZM170 181H171V180H170ZM218 181H219V180H218ZM222 181H223V180H222ZM224 181H225V180H224ZM152 182H153V181H152ZM161 182H162V181H161ZM201 182H204V180L201 181ZM209 182H210V180H209ZM209 182H208V183H209ZM226 182H228V181H226ZM126 183H127V182H126ZM126 183H124V184L127 185ZM153 183H155V182H153ZM248 183H249V182H248ZM108 184H109V183H108ZM236 184H238V183H236ZM56 185H57V184H56ZM111 185H112V184H111ZM115 185H116V184H115ZM117 185H118V184H117ZM125 185H124V186H125ZM134 185H138V184H135V183H134ZM134 185H133V186H134ZM113 186H114V183H113ZM155 186H156V185H155ZM173 186H174V185H173ZM242 186H243V185H242ZM150 187H153V186H150ZM210 187H211V186H210ZM24 188H25V187H24ZM141 188H143V187H141ZM197 188H198V187H197ZM53 189H54V188H53ZM82 189H83V188H82ZM85 189H86V188H85ZM166 189H167V188H166ZM187 191H188V190H187ZM177 192H178V191H177ZM37 193H39V191H38ZM217 193H218V192H217ZM219 193H220V191H219ZM247 193H248V192H247ZM219 195H220V194H219ZM179 196H180V195H179ZM216 196H217V195H216ZM214 197H215V196H214ZM221 197H222V196H221ZM239 197H240V196H239ZM239 197H238V198H239ZM55 198H56V197H55ZM165 198H166V197H165ZM165 198H164V199H165ZM174 198H175V197H174ZM216 198H217V197H216ZM250 198H251V197L249 196L248 199H250ZM252 198H253V197H252ZM254 198H255V197H254ZM256 198H257V197H256ZM256 198H255V200H256ZM258 198H259V197H258ZM170 199H171V198H170ZM220 199H221V198H220ZM259 199H260V198H259ZM46 200H47V199H46ZM161 200H162V199H161ZM255 200H253V201H255ZM257 200H258V199H257ZM89 201H90V200H89ZM131 201H132V200H131ZM133 201H134V200H133ZM215 201H216V200H215ZM217 201H218V200H217ZM167 202H168V201H167ZM218 202H219V201H218ZM259 202H260V200H259ZM41 203H42V202H41ZM237 203H238V202H237ZM87 204H88V203H87ZM236 205H237V204H236ZM263 205H264V204L262 203L261 206H263ZM79 206H80V205H79ZM106 206H107V205H106ZM114 206H115V205H114ZM148 206H150V205H148ZM157 206H158V205H157ZM225 206H226V205H225ZM239 206H240V205H239ZM243 206H244V205H243ZM261 206H260V207H261ZM186 207H189V206H186ZM186 207H185V208H186ZM240 207H242V205H241ZM10 208H11V207H10ZM236 208H238V205L236 206ZM120 209H121V208H120ZM161 209H162V208H161ZM165 209H166V208H165ZM167 209H168V208H167ZM239 209H240V208H239ZM239 209H238V210H239ZM250 209H251V208H250ZM7 210H8V209H7ZM7 210L5 211L6 213H7ZM11 210H12V209H11ZM121 210H122V209H121ZM125 210H126V209H125ZM151 210H152V209H151ZM154 210H155V209H154ZM162 210H163V209H162ZM184 210H185V209H184ZM189 210H190V209H189ZM208 210H209V208L207 209V212H208ZM224 210H225V209H224ZM254 210H255V208H254ZM257 210H258V209H257ZM83 211H84V210H83ZM106 211H107V210H106ZM119 211H120V210H119ZM119 211H118V212H119ZM122 211H123V210H122ZM194 211H196V210H194ZM194 211H192V212H194ZM197 211H198V210H197ZM197 211H196V213H197ZM203 211H204V212H203ZM219 211H220V210H219ZM219 211H217V212H219ZM255 211H256V210H255ZM5 212H4V213H5ZM200 212H201V213H202V212L205 213L206 211H205V209H204V210H202V211H200ZM234 212H235V211H234ZM109 213H110V212H109ZM159 213H160V212H159ZM172 213H173V212H172ZM174 213H175V212H174ZM188 213H189V212H188ZM209 213H211V212H208L207 214H209ZM212 213H213V212H212ZM214 213H215V212H214ZM230 213H231V212H230ZM140 214H142V213H140ZM197 214H198V213H197ZM250 214H251V213H250ZM252 214H253V211H252ZM94 215H95V214H94ZM94 215H93V216H94ZM169 215H170V214H169ZM174 215H175V214H174ZM174 215H173V216H174ZM186 215L189 216L190 214H187V213H186ZM186 215H185V216H186ZM209 215H210V214H209ZM214 215H215V214H214ZM216 215H217V214H216ZM222 215H223V214H222ZM245 215H246V214H245ZM248 215H249V214H248ZM255 215H256V214H255ZM19 216H20V215H19ZM170 216H171V215H170ZM185 216H184V217H185ZM187 216H186V217H187ZM202 216H203V215H202ZM206 216H207V215H206ZM211 216H212V215H211ZM217 216H218V215H217ZM217 216H216V217H217ZM249 216H250V215H249ZM11 217H12V216H11ZM11 217H10V218H11ZM66 217H67V216H66ZM131 217H132V216H131ZM184 217L182 218L183 221L185 220ZM186 217H185V218H186ZM213 217H214V216H213ZM16 218H17V217H16ZM178 218L180 219L181 217H178ZM254 218H255V217H254ZM17 219H18V218H17ZM91 219H92V218H91ZM171 219H173L172 216H171ZM171 219H168V220L171 221ZM176 219H177V217H176ZM148 220H150V219H148ZM182 220H181V221H182ZM201 220H204V219L202 218ZM232 220H234V219H232ZM232 220H231V221H232ZM92 221H93V220H92ZM98 221H99V220H98ZM86 222H87V221H86ZM160 222H161V220H160ZM160 222H159V223H160ZM166 222H168V221L166 220ZM172 222H176L175 225H178L177 221L174 220V221H171V223H172ZM159 223H158V224H159ZM181 223H182V222H181ZM199 223H200V222H199ZM160 224H163V222H161ZM164 224H165V221H164ZM168 224H169V223H168ZM173 224H174V223H173ZM179 224H180V220H179ZM183 224H185V223H183ZM120 225H121V224H120ZM175 225H173V226H175ZM181 225H182V224H181ZM181 225H180V226H181ZM215 225H216V224H215ZM215 225H213V226H215ZM88 226H89V224H88ZM104 226H105V225H104ZM149 226H151V224H150ZM164 226H165V225H164ZM166 226H167V224H166ZM171 226H172V225H171ZM173 226H172V228H174ZM180 226H178V227H180ZM216 226H217V225H216ZM216 226H215V227H216ZM168 227H170V224H169ZM181 227H182V226H181ZM181 227H180V228H181ZM199 227H200V226H199ZM227 227H228V226H227ZM175 228H176V227H175ZM31 229H32V227H31ZM104 229H105V228H104ZM226 229H228V228H226ZM190 230H191V229H190ZM190 230H189V231H190ZM224 230H225V229H224ZM183 231H185V230H183ZM183 231H182V234L184 233ZM228 231H229V230H228ZM99 232L101 233L100 230H99ZM186 232H187V231H186ZM192 232H193V231H192ZM213 232H214V231H213ZM92 233H93V232H92ZM100 233H98V234H100ZM173 233H175V232H173ZM177 233H178V232H177ZM189 233H190V232H189ZM112 234H113V233H112ZM175 234H176V233H175ZM187 234H188V233H187ZM154 235H155V234H154ZM170 235H171V234H170ZM172 235H174V234H172ZM178 235H179V234H178ZM180 235H181V234H180ZM180 235H179V236H180ZM184 235H186V234H184ZM219 235H220V234H219ZM157 236H158V235H157ZM176 236H177V234H176ZM142 237H143V236H142ZM184 237H185V236H184ZM156 238H157V237H156ZM111 239H112V238H111ZM177 239H178V238H177ZM180 240H181V239H180ZM106 241H109V240H106ZM223 241H224V240H223ZM183 242H184V241H183ZM105 243H106V242H105ZM109 243H110V242H109ZM181 243H182V242H181ZM97 245H98V244H97ZM193 245H194V244H192V247H193ZM195 245L197 246L196 243H195ZM169 246H170V245H169ZM174 246H176V245L174 244ZM196 246H195V247H196ZM165 247H166V246H165ZM165 247H164V248H165ZM167 247H168V246H167ZM167 247H166V248H167ZM166 248H165V251L167 250ZM160 249H161V248H160ZM160 249H159V251H160ZM173 249H174V248H173ZM176 249H177V248L175 247L174 250H176ZM168 250H170V248H169ZM171 250H172V249H171ZM263 250H264V249H263ZM161 251H162V249H161ZM163 251H164V250H163ZM263 252H264V251H263ZM20 253H22V252H20ZM175 253H176V252H175ZM180 253H181V252H180ZM16 255H17V254H16ZM177 255H178V254H177ZM39 256H40V255H39ZM186 256H187V255H186ZM237 256H238V255H237ZM258 257H260V256H258ZM179 259H180V258H179ZM179 259H178V261H179ZM182 259H184V258H182ZM169 260H170V259H169ZM169 260H168V261H169ZM180 260H181V259H180ZM211 260H213V259H211ZM211 260L208 259L207 261H211ZM164 261H165V260H164ZM172 261L174 262L175 260L172 259ZM181 261H182V260H181ZM231 261H232V260H231ZM20 262H21V261H20ZM24 262H25V261H24ZM157 262L161 264L160 260L157 261ZM179 262H180V261H179ZM183 262H185V261L183 260ZM229 262H230V261H229ZM190 263H191V262H190ZM190 263H189V264H190ZM207 263H209V262H207ZM217 263H219V262H217ZM20 264H21V263H20ZM178 264H179V263H178ZM180 264H181V262H180ZM186 264H187V263H186Z\"/></svg>", "mask_w": 264, "mask_h": 264}, {"label": "snow or ice", "instance_id": "6c2138e0", "mask_svg": "<svg viewBox=\"0 0 264 264\" xmlns=\"http://www.w3.org/2000/svg\"><path fill=\"white\" fill-rule=\"evenodd\" d=\"M7 59V57L0 58V62L6 61Z\"/></svg>", "mask_w": 264, "mask_h": 264}]
</instances>
